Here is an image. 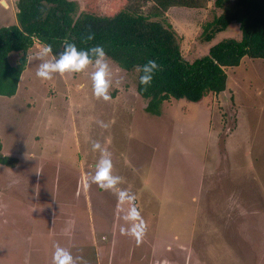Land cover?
<instances>
[{"label": "rangeland", "instance_id": "1", "mask_svg": "<svg viewBox=\"0 0 264 264\" xmlns=\"http://www.w3.org/2000/svg\"><path fill=\"white\" fill-rule=\"evenodd\" d=\"M77 1L97 14L102 1L107 15L153 3ZM214 1L165 12L187 59L240 37L232 23L203 40L221 10ZM10 2H0V27L17 23ZM42 46L35 41L28 50L14 97H0L2 153L14 159L0 164V264H52L56 245L82 264H264V59L245 56L228 67L219 94L171 98L151 113L137 92L136 68L109 59L114 86L104 101L93 95L91 66L39 79ZM20 55L10 52L9 64ZM96 141L111 154L118 187L136 195L147 226L139 242L120 233L130 205L90 183Z\"/></svg>", "mask_w": 264, "mask_h": 264}, {"label": "trees", "instance_id": "2", "mask_svg": "<svg viewBox=\"0 0 264 264\" xmlns=\"http://www.w3.org/2000/svg\"><path fill=\"white\" fill-rule=\"evenodd\" d=\"M151 1L147 9L128 5L107 15L81 11L77 0H16L17 23L0 27V96L16 94L35 41L51 45L53 54L63 50L64 40L80 49L99 45L127 71L156 60L160 70L150 85H140V73L137 77V92L148 100L151 113H159L162 102L171 98L197 102L219 94L226 89L228 67L239 66L245 56L264 59V0H215L221 10L204 26L203 40L211 43L232 23L238 24L241 38L215 42L194 59L182 55L181 38L165 12L173 6L202 8L209 0ZM13 51L21 52L16 66L8 61ZM13 161L2 153L0 140V164L13 166Z\"/></svg>", "mask_w": 264, "mask_h": 264}, {"label": "clouds", "instance_id": "3", "mask_svg": "<svg viewBox=\"0 0 264 264\" xmlns=\"http://www.w3.org/2000/svg\"><path fill=\"white\" fill-rule=\"evenodd\" d=\"M88 39H92V37L89 36ZM62 47L63 50L58 54H53L51 45H43L39 49L35 58L40 63L35 75L41 80H50L54 74L82 73L91 66L94 69L90 73L93 95L98 99L108 101L114 81L109 58L104 48L97 45L88 49H80L67 40L62 41ZM159 70L160 65L156 60H148L145 64L137 66L136 71L140 73V85H150ZM115 83H119V81ZM91 148L93 152L100 153V158L95 164L94 173L90 174V183L96 184L102 190L114 191L120 204L127 202L130 205L126 213L121 216L124 224L120 227V233L132 236L139 242L147 226L136 207V195L127 189L118 187L122 183V177L114 174L111 154L101 143L93 142ZM78 261H81L82 264V258L74 257L64 247L55 246L52 264H78Z\"/></svg>", "mask_w": 264, "mask_h": 264}, {"label": "crops", "instance_id": "4", "mask_svg": "<svg viewBox=\"0 0 264 264\" xmlns=\"http://www.w3.org/2000/svg\"><path fill=\"white\" fill-rule=\"evenodd\" d=\"M6 2V6H4V7H6V8H9V6H10V4L9 3H7V0H1L0 2H1V4H3V2ZM11 2V6L13 7V12H15L16 13V7H15V2H16V0H10ZM98 3V5H100L101 7H100V10L102 11L100 14H109L107 11H108V8H109V10H110V7H106V6H104L103 5V3H102V1H97ZM107 10V11H106ZM25 70H26V68H25ZM25 70H24V72H25ZM24 72L22 73V75L24 74ZM21 75V76H22ZM21 78V77H20ZM18 90V89H17ZM0 97H2V96H0ZM12 97H14V96H12Z\"/></svg>", "mask_w": 264, "mask_h": 264}, {"label": "bare ground", "instance_id": "5", "mask_svg": "<svg viewBox=\"0 0 264 264\" xmlns=\"http://www.w3.org/2000/svg\"><path fill=\"white\" fill-rule=\"evenodd\" d=\"M5 4H6V2H5Z\"/></svg>", "mask_w": 264, "mask_h": 264}]
</instances>
